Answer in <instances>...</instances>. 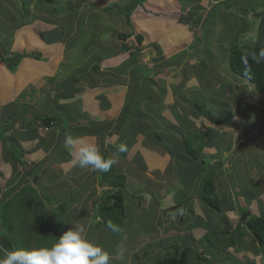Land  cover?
<instances>
[{"label": "crops", "instance_id": "1", "mask_svg": "<svg viewBox=\"0 0 264 264\" xmlns=\"http://www.w3.org/2000/svg\"><path fill=\"white\" fill-rule=\"evenodd\" d=\"M16 1L20 2L18 4L21 6L23 12L29 9L28 6L24 8V5H22L23 0ZM169 1L172 2V0L143 1L130 15L131 27L129 28V32L126 33H131V37L142 35L145 52L148 54L149 61H157V55L158 57L163 53L165 55L163 56L164 58H159L160 61L152 69H146L144 66L138 68L137 64V70H135V65L130 66L132 73H129V70H124L121 73L117 69L116 76L124 77L122 80L120 79L122 82H119L117 78L118 84H109V81H106L108 84H97L98 82L105 81L104 78H101V81L98 77H95L93 80L88 79L87 70H83V74L79 79H74V72L71 74L70 71L72 68H75L74 65L78 61H76L74 56L66 57V49L72 48L70 46L72 40L69 43L64 41V35L66 37L64 27L68 28L71 26L69 23L70 19H65L68 14L66 11L58 14L61 15V18L56 17V14L47 20H40L39 16H34L33 19L28 20L20 18L21 21L11 26L8 22L9 19L1 14L2 10L0 11V46L3 51V54H1L2 58H10L14 54L30 55L29 57L21 58L14 70H10L8 61L4 63L0 60V193L6 194L2 190L15 188L16 195L19 192L25 191L31 196L36 194L37 204L43 205L41 210L44 211L47 217L62 209V217L65 219L64 230L68 231L77 225L83 227L84 236L109 254L108 264H134L132 262L133 255L137 252V249L141 250L142 248H144L142 249V258L151 263L155 262L152 259L153 256H161L162 258L169 256L168 254L165 255L166 251L176 246L179 247V252L184 247L191 248V252L193 250L192 247L196 249L200 243H198V239L194 235L203 238L208 233L205 229L206 226L202 222L208 223L207 218L210 210L204 208V215L197 212V209L199 207L202 208L204 205L199 200V196L197 197L200 202L199 207L196 203L192 202L186 205V210L182 215L177 214L176 219L178 221L181 220L180 222L168 214L180 209L182 200L178 201V198L182 196L181 192L179 194L176 191L181 190L178 189L179 186L181 187L183 184L187 185L188 181L186 180L182 185H179L180 181L173 180V183L176 185H172L175 191H172L171 195L167 194L166 190L169 189L168 187H172L164 184L165 186L161 187L159 195H164L166 199L158 201L159 203L162 202V206L158 202L157 206L154 203L153 207L150 206L148 213L144 211L141 214L140 219L136 215L139 208L136 205L127 207V203L124 227L119 232L114 234L103 227H93V220L95 221L97 218L98 221H101V217L98 216L100 206L98 204L95 205V201L100 194L98 192H101L99 187H102L104 183L101 182L100 175L93 174L94 170L91 167L84 169L74 165L72 161L75 158V148L65 146L67 135L84 137L90 142L95 143L102 156L106 153L110 159L116 160V163L113 164L114 172L116 174H126V187L124 189L126 193H133L132 188L135 190L137 184L146 188L143 185L145 178L140 173L141 171L148 173L149 166L155 165L154 162H150L151 156H156L157 161L161 162L163 166L169 162V155L174 159L179 158L180 160H176V165L178 164L177 167H180L179 161L183 162V159L179 152H182L181 149L183 148L180 147V143L178 142L173 146L172 140L175 138L174 134L180 130L179 128H174L177 119L173 118L178 115L181 107L176 102L178 101L176 95L170 96V94L178 92L184 94L190 89L198 87L199 84L198 79H194L195 76L193 78L190 77L188 81L194 79L195 83L188 90L187 85L169 86L164 83L161 77L160 79L162 80L158 86L160 89H165L162 92L156 86L154 87L152 83V78L154 79L156 76L157 78L160 76H173L174 73L177 74V78L186 79L189 75H193L191 74L193 70L190 69L192 67L191 61L197 59L189 50L188 54L184 56L185 60L183 59L180 63L168 62L169 59L185 50L184 48L181 49L179 45L173 47V45L169 46L163 43V38L173 36L169 35L168 28H173L176 24L169 23L165 26L162 21H156L158 15L161 16L170 11L176 12L177 9L180 10L177 7V5L180 6L179 1L178 3L172 2L175 4L172 8L171 4L168 5ZM17 2L15 0L5 1L2 5L6 9L9 6V9L13 10V7L17 6L15 5ZM111 2L105 7L117 4L114 1ZM148 4L151 5L149 8ZM162 9L165 10L162 11ZM172 16L173 19L180 20V17ZM69 18H71L70 14ZM2 21L4 24H1ZM136 23L138 26H141L140 30L142 31L134 32L138 27H136ZM153 28H159L162 33L159 35L146 34L145 39V31ZM10 33H13V35ZM68 38H71V36ZM109 42H112L110 38ZM120 48L121 44L118 42L117 44H111V56L101 59V72L109 74L113 70L112 68L117 66L118 59H121L120 61L127 60L129 63L131 56L130 62H135L136 56L130 53L131 49L123 52ZM157 49L161 50L157 51ZM88 59V56L84 58L83 64L88 62ZM165 62L173 64L166 68L164 66ZM176 65L182 67L181 74L179 75L178 71L172 69ZM186 67L191 73L184 74L185 71L183 73V68L185 69ZM135 72L137 73L135 74ZM138 74L141 77H138ZM128 76L132 80L128 79ZM135 77L141 78V83L138 79L135 81ZM133 83L139 84V89L133 90ZM153 87L154 92L157 93L151 91ZM139 91L140 99L143 100L144 104L142 106L140 104L137 105L136 110L137 107L142 110H137L136 114L132 110V114H129L126 108L127 104L130 103L132 98L133 100L136 98L135 94ZM165 97L168 100H165ZM145 105L147 106V110L145 109ZM164 107H168V109L166 110ZM125 108L126 110L124 111ZM193 114L195 117H198V114ZM121 115L124 116L123 119L120 118ZM167 115H170L171 118ZM119 118L122 123L118 122ZM45 119L48 120L46 123H43L42 120ZM148 119L155 121L154 125L157 130H152L148 133H151L156 139L160 136L163 125L171 127L168 130L169 133L160 136L158 139L160 141L159 144H150L154 145L155 148L148 145L142 146L144 135L148 131V127L145 124ZM161 120L165 122L163 123ZM183 120L186 119H182L181 121L183 122ZM193 121L198 126L204 125L201 119H193ZM133 123H138L139 127L135 128L132 125ZM171 131L173 135H171V140L169 141L167 137L168 134H171ZM167 143L169 144L168 146ZM121 144L126 146L127 150L125 152L118 151ZM160 146H162V150L156 153L157 150L155 149ZM10 151L16 153L19 162L13 160ZM134 156L140 157V161L143 163L137 166L136 173L131 172L128 176L126 168L128 164L132 163L131 160L134 159ZM196 167L198 171V166ZM187 168L189 169L188 166ZM30 179H32L34 187L30 185ZM181 179L183 180V177ZM197 180L194 186V193L195 191L196 193H193L192 196H197L198 194L197 185L199 178ZM174 192H176L175 195ZM10 197L13 196H4L2 198L9 199ZM154 198L155 196L152 197L153 200H155ZM29 203H33V201ZM169 208L170 210H167ZM151 209L153 210L150 211ZM150 219L153 222V230L143 229L146 226V221ZM139 221H143V223L141 224ZM175 221L178 223L180 232L171 231L172 225H177ZM167 236H172L174 239L170 238V240H167L165 239ZM179 236H181V239H179ZM30 238H33L34 244L37 245L38 239L35 241L34 237L30 236ZM121 238L125 240L123 244L125 245L126 252L122 258H117L115 250ZM53 244H55L54 241ZM35 245L34 248L36 247ZM157 246H159V249ZM37 248L43 247L37 246ZM153 248L156 250H153ZM175 251L170 256H174ZM190 259H192L191 255L190 257L188 256V264H190ZM138 260L134 259L133 261L138 264Z\"/></svg>", "mask_w": 264, "mask_h": 264}, {"label": "rangeland", "instance_id": "2", "mask_svg": "<svg viewBox=\"0 0 264 264\" xmlns=\"http://www.w3.org/2000/svg\"><path fill=\"white\" fill-rule=\"evenodd\" d=\"M0 1V11H3L1 14L9 19L8 22L10 26L21 21L20 18L22 20H28L33 19L34 16H39L40 20H47L52 18L56 14L54 11L59 8L61 10L66 9V13L68 14L65 19H70L69 23L71 26L68 28L64 27V31L66 30L64 41L69 43L72 40L70 46L73 48L66 49V57L74 56L76 61H78L74 65L75 68H72L70 71L71 74L74 72V79H79L83 74V70H87L88 79L93 80L95 77H98L101 81V78H104L105 81L98 82L97 84H106V81H109V84H118L116 81L117 78L119 82H122L121 80L124 77L116 76L117 69L121 73L124 72V70H129V73H132V69H130L132 65H135V70H137V67L143 66L146 67V69H152L160 61L159 58H164V53L161 54L160 57L155 54L158 60L150 62L149 57H147L148 54L145 52L143 41L141 44H138L134 36L125 41L124 44L131 47L130 53L135 54V62H130L131 56L129 63L127 60L120 61L121 59H118L117 66L112 68L113 70H111L109 74L101 72V59L111 56V44H117L118 42L122 45L116 38L117 33L129 32L131 24L126 22L123 15H117L113 8L104 12L100 10L105 9L107 4L109 5L112 3L111 1L124 6L131 2V0H51L52 3L49 2V0H23L22 3L24 8L27 6L29 8L26 12L22 11L21 6L18 4L20 3L19 1L17 2L15 0V2H17L15 5L17 6H15L16 8L12 6L13 10H10L9 6L8 9H6L5 6L2 5L5 1L12 0ZM178 1L180 6L177 5V7L180 8V10L177 9L176 12L170 11L167 14L164 13L162 14L163 16L158 15L156 21H162L164 23L162 24L165 26L169 23L176 24L175 27L168 28L169 35L173 36L165 39L163 38V43L169 46L173 45V47L179 45L181 49L184 48L185 50L184 52L182 51V53L179 52L180 54L178 53V55L172 59H169L168 62L173 61L180 63L183 59L185 60L184 56L188 54L190 50L193 55L197 57V59L191 61L192 67H190V69L193 70V73L188 71L187 67L185 69L183 68V73L185 71L184 74L190 72L193 75H189L186 79L177 78V74L175 73L173 76H169L168 74L166 77L160 76L157 78L156 76V78H152V83L154 87L156 86L158 89V85L163 79L164 83L169 86L187 85L186 87H188L187 89L189 90L193 87V83H195L194 79H198V87L190 89L191 91L189 90L184 94L181 92L170 94V96L176 95L178 98L176 102H178V106L181 107L178 111V115L173 118L177 119L178 122H176L174 128H179L180 130L178 133L174 134L175 138H173L172 143L174 146V144L178 142L180 143V147L183 148L181 149L182 152L179 150L183 162L179 161L180 167H177L178 164L176 165V160L180 159L177 157V159H174L169 155V162L163 166L161 162L159 163V161H157L156 156H151L150 162H154L155 165L149 166L148 173L145 171H141L140 173V175L145 178L143 185L146 188L137 184L135 190L132 188L133 193H126V191L123 190L124 208L126 210L127 203V207L136 205L139 208L136 215H138L140 219L141 214H143L144 211L148 213L150 206L153 207L152 205H154V203L156 206L158 204L162 206V202H159L164 201L166 198L164 195L161 196L159 194L161 193V187L165 186L164 184H168L172 187H168L169 189L166 190L167 194L171 195L170 193L175 191V188L172 186L174 184L173 182L180 181L179 185H182L185 180L188 181L187 185L183 184L181 187L179 186L178 189L181 190L176 191L179 192V194L181 192L182 196L178 198V201L182 200L180 209L185 211L186 205L192 202L200 206V199H197L198 194L197 196H192V194L194 193V186L198 178L196 166L200 164L204 165L203 163H205V167L213 169V171L208 170L207 174L214 180L217 194H219V198L221 199H219L220 210L214 208L208 215V218H210H207L208 223L202 222L206 226L205 229L208 232L203 238H201V236L196 237L194 234L197 233L193 234L194 237L198 239V243H200H197L198 246L196 249L192 247L193 250L190 252L192 259H190L189 263L239 264V262L242 261L241 264H264V254L255 246L257 244L253 235L246 230L245 226H238L243 219H249L259 215L264 216V91L261 92L256 90L255 86L249 81L235 76L229 68L228 61L229 48L235 39H237L235 42L240 46L243 45V47L264 43V39L261 40L258 38V32H264V30L260 31L261 26L264 25V0H228L227 3L229 7L225 6L226 3L219 4L220 1L218 0H172L174 3H178ZM172 2H168V5L171 4V8L175 6ZM143 6L145 5L143 4ZM149 6L151 5L148 4V8ZM164 10L162 9V11ZM191 13L193 15H191ZM69 14L71 18H69ZM158 14L160 13L158 12ZM171 14L177 16V18L180 17V19H187L188 23L179 21L176 18L173 19ZM56 17L61 18V15L56 14ZM148 17L150 16L148 15ZM1 24H4V22L2 21ZM137 26L138 24L136 23V27ZM140 29L141 26H138L134 32L142 31ZM161 33L159 28H153L149 31H145L144 38L146 39V34L159 35ZM10 34L13 35V33ZM69 36H71V38H68ZM8 38H10V36H8ZM109 38L112 41L111 43L109 42ZM136 48L139 50H136ZM160 50L161 49H157V51ZM87 56L89 58L88 62L83 64V59ZM172 64L173 63L165 62L164 66L168 68ZM93 66L95 67L93 68ZM172 69L178 71V75L181 74V66L176 65ZM93 70L96 71L94 72ZM137 72H135V74ZM138 77H141V75L138 74ZM138 77H135L134 80L136 81ZM161 77L162 79H160ZM190 77H194V79L191 78L192 81H188ZM128 79L132 80L129 76ZM138 80H140L141 83V78ZM132 86L133 90L139 89V84L136 85V83H133ZM154 87L151 88V91L157 93L154 92ZM160 91L163 92L165 89L163 90V88H161ZM135 95L136 98H134V100L132 98L126 107L129 114H132V110H134L135 114L137 110L141 111L142 109L138 107L136 110V106L139 104L142 106L144 104L143 100L140 99V91ZM167 96L166 94V97ZM166 97L165 100L168 98ZM196 105L198 108L202 109V112L196 108ZM145 109L147 110L146 105ZM164 109L167 110L168 107H164ZM193 113L198 114V117H195ZM167 116L170 117V115ZM210 117L221 120L223 124L213 122L210 120ZM120 118L123 119L124 116L121 115ZM121 119L118 121L119 123H122ZM182 119L186 120L182 122ZM193 119H201L204 125L201 124V126H198ZM42 122L46 123L45 120H42ZM154 122L155 121L150 119L145 122L148 131L143 138V147L148 145L155 148L154 145L160 143L158 140L160 136L169 133L168 130L171 127L163 125L158 139L153 137L152 134L148 132L157 130ZM161 122L164 123L165 121L161 120ZM132 125L135 128L139 127L138 123H133ZM171 135H173L172 131L167 137L169 141L171 140ZM184 141H187V143L195 149L201 145V151L200 153L198 152L197 159L194 160L188 155L184 149ZM150 144H154V147ZM168 145L167 143V146ZM161 148L162 146L156 148V153H159L162 150ZM13 156L19 160L15 152ZM9 158L11 159V157ZM131 161L132 163L128 164L126 168V170H128V176L131 172L136 173L137 166L143 163L140 161V157L136 156H134V159ZM191 163H194L196 166ZM216 165L219 166L215 168ZM94 173L98 174V176L100 175V171H93V174ZM182 177L183 180L181 179ZM205 178H207V176H205ZM29 181L31 183L29 184L34 187L32 179ZM99 189L101 192H98L100 194L97 196L98 199L95 201V205H102L107 201L105 197L107 198L108 196L105 194L109 193L112 195L116 191V189L109 187L107 184H103ZM2 192H6V194L0 193V227H2V229L0 228V233L4 234L7 232L4 227L9 228L11 226V231L8 229L10 233L7 239L12 244V248L15 250L34 249L35 244L33 238H30V236L34 237L36 241L41 237L40 234L43 231L47 232L46 238H48V240L56 242L55 231L61 233L64 228V226H60L61 216L54 214V218L48 219L44 211L41 210L43 205L40 203L39 205H42L41 207H35L34 205L29 208L28 205L32 203H25L31 196L28 193L19 192L16 195L15 188L2 190ZM176 192H174V195ZM10 195L13 197L9 199L2 198ZM154 196L155 200L152 199ZM8 202L9 204H7ZM170 208L167 210H170ZM204 208H206L204 205L202 208L199 207L197 212L203 213L204 215ZM4 216L9 218V220L2 221ZM124 218H126L125 211ZM124 218L120 228L124 227ZM64 220L63 217V221ZM95 220L96 222L98 221L97 218ZM175 220L177 219L175 218ZM4 222L6 226L3 224ZM53 223L55 226H53ZM92 223L94 227L95 221L93 220ZM140 223L142 224L143 221ZM152 223L151 219L146 221V226H144L143 229L149 231L153 230ZM175 224L177 225L173 224L171 231L180 232L176 221ZM241 224L244 225V222ZM201 227L204 228L202 225ZM239 228L244 234L238 233L236 229ZM104 229L110 230L108 228ZM244 230H246V234ZM110 231L114 234L119 232ZM224 232L226 234H224ZM1 237L0 235V238ZM170 238L174 239L172 236H167L165 239L170 240ZM179 239H181V236H179ZM124 242L125 240L121 238L119 244ZM231 242L232 244H230ZM35 246V248H37V245ZM157 248L159 249V246H157ZM142 249H137L138 253L136 252L133 255L132 262L137 264V262L133 260L139 259L138 264H152L142 258ZM175 249V247L169 248L165 255H172ZM153 250L156 249L153 248ZM169 250L171 251L168 252ZM2 252L3 248L0 246V256L3 255ZM190 255L188 256L190 257ZM194 255L197 257H193ZM161 258V256L152 257L155 262Z\"/></svg>", "mask_w": 264, "mask_h": 264}, {"label": "trees", "instance_id": "3", "mask_svg": "<svg viewBox=\"0 0 264 264\" xmlns=\"http://www.w3.org/2000/svg\"><path fill=\"white\" fill-rule=\"evenodd\" d=\"M145 0H131V2H129L128 4H125L124 6H121L119 3L117 4H112L108 7H106V9H102L100 11H108L111 10V8H113V10H116V14L117 15H123L126 19V22L130 23L129 19H130V15L131 13L142 4V2ZM220 3L219 4H225L226 7H229V4L227 3L228 0H219ZM49 2L52 3L51 0H49ZM55 2V1H54ZM57 3V2H55ZM23 5V3H22ZM112 6V7H111ZM66 9L61 10L60 8L56 11H54L56 14H60L65 12ZM191 15H193L191 13ZM179 21H185L188 23L187 19H180ZM198 21V20H197ZM264 30V25L261 26L260 31ZM132 34L131 33H117L116 38L122 42L121 48L120 50L123 52H127L129 51L131 48L128 45H125L124 42L127 41L129 38H131ZM258 38L259 39H264V32L259 33L258 32ZM136 41L138 42V44H141L143 41V37L142 35H136L135 36ZM235 41H237V39L234 40V42L232 43L231 47L229 48V68L231 70V72L238 77H241L243 79H246L247 81H249L251 84H253L255 86V89L258 91H264V60H261L259 62L256 61V59L253 58V54H255L256 57L259 56V53L262 49H264V43L261 44H255L253 46H244L243 45H239L238 43H236ZM136 50H139L138 48H136ZM1 54H3L2 48L0 46V60L4 63H7V61L9 62V68L10 70H14L16 68V65L18 64V62L21 60V58L23 57H29L30 55H21V54H14L12 57L10 58H2ZM96 60V59H95ZM100 61V60H99ZM95 66H93L94 68ZM94 72L96 70H93ZM196 108L198 110H200L202 112L201 108H198V106L196 105ZM48 120V119H47ZM47 120L45 119V121L47 122ZM210 120H212L213 122L217 123V124H221L222 121L219 119H215L210 117ZM223 124V123H222ZM184 146L185 149L188 153V155L190 157H192V159H197L198 157V152L200 153L201 151V145L198 146L197 149H195L193 146H191L190 144L187 143V141H184ZM13 160H15L16 162H19V160L17 158H15L13 156V151H10ZM103 157L105 159H110L106 153H104ZM203 163V162H202ZM204 165L200 164L198 166V178H199V182L197 185V190H198V196L199 199L204 203V206H206V208L208 210H220V198H219V194H217V188L214 185V180L212 179L211 176H208V170L213 171V169H210L209 167H205V163H203ZM220 165V164H219ZM219 165H216L215 168H217ZM205 176H207V178H205ZM100 179L101 182H103L104 184H107L108 186L116 189L115 193H113L112 195H110L109 193H106L105 195L108 196L107 198L105 197V199L107 201H105L102 205H100L98 213L101 217V221H97L95 220V227L97 228H107L106 225L109 221L112 222V224L116 225L119 229L121 227V224L123 222V218H124V200H123V196H122V192L125 189V184H126V176L123 174H116L114 172V166L112 165V167L110 168L109 171L107 172H100ZM27 192V191H25ZM28 193V192H27ZM29 194V193H28ZM34 195V196H33ZM32 196H30V198L27 200V202L25 203H29L31 201H33L32 204L28 205V207H33L35 206H39L37 204V195L33 194ZM16 196V195H15ZM220 199V200H219ZM9 204V202L7 203ZM41 207V206H39ZM209 207V208H208ZM22 211V210H21ZM22 213V212H21ZM57 216H61V222H60V226H64V221H63V213H62V209L57 210L56 213ZM54 214H52L50 217H47L48 219L53 218ZM9 218H7L6 216H4V218L2 219V221H8ZM244 222V225H242L241 223ZM241 223L238 224V226H245V228L253 235L254 240L256 241L255 245L256 247L259 248V250L264 254V216H253L249 219H243L241 221ZM5 226V222L3 223ZM63 224V225H62ZM53 226L54 223H53ZM2 229V227H0ZM11 226L9 228L4 227V229L7 230V232H5L4 234L0 233V235L2 236L0 239V246L3 248V252L4 250H9V251H16L14 248H12V244L9 242V240L7 239L10 231H11ZM10 231H9V230ZM238 230L239 234H244L242 232V230L236 229ZM66 231L63 228V231L61 233H58V231H55V237L56 240L61 237ZM224 234H226L224 232ZM237 235V233H236ZM235 235V236H236ZM40 238L37 241V246L38 247H48L50 248L53 245V241L52 240H48L47 237V232L43 231L40 234ZM243 236V235H242ZM241 236V237H242ZM239 237V238H241ZM56 243V242H55ZM232 244V242L230 243ZM29 245V244H28ZM176 252L174 256H166L163 257L162 259L152 263V264H187V260H188V255L190 252L189 247H184L180 252L178 251L179 247H175ZM24 250V249H23ZM194 257L196 258L197 256L194 255ZM204 262V261H203Z\"/></svg>", "mask_w": 264, "mask_h": 264}, {"label": "clouds", "instance_id": "4", "mask_svg": "<svg viewBox=\"0 0 264 264\" xmlns=\"http://www.w3.org/2000/svg\"><path fill=\"white\" fill-rule=\"evenodd\" d=\"M253 58L257 62L264 60V49L260 51L258 57L253 54ZM65 146L75 148V158L72 163L80 168L91 167L94 171L107 172L116 163L115 159H105L98 146L84 137L67 135ZM126 150V146L123 144L118 148L119 152ZM183 211V209H177L169 215L175 219L177 214L182 215ZM106 227L113 232L121 229L111 221L107 223ZM115 251L117 258H122L126 248L123 243H120ZM108 261L109 254L103 251L99 245L89 241L84 236V228L79 225L66 231L50 248L16 251L5 249L3 255L0 256V264H108Z\"/></svg>", "mask_w": 264, "mask_h": 264}]
</instances>
